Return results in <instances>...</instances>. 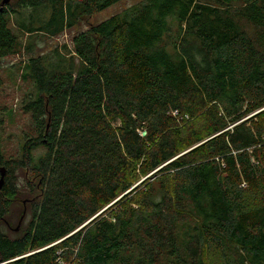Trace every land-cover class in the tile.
Segmentation results:
<instances>
[{
    "label": "trees",
    "instance_id": "obj_1",
    "mask_svg": "<svg viewBox=\"0 0 264 264\" xmlns=\"http://www.w3.org/2000/svg\"><path fill=\"white\" fill-rule=\"evenodd\" d=\"M121 1L0 0L32 85L0 264H264V0H142L40 45Z\"/></svg>",
    "mask_w": 264,
    "mask_h": 264
},
{
    "label": "rangeland",
    "instance_id": "obj_2",
    "mask_svg": "<svg viewBox=\"0 0 264 264\" xmlns=\"http://www.w3.org/2000/svg\"><path fill=\"white\" fill-rule=\"evenodd\" d=\"M141 1L142 0H123L93 17L87 18L78 27H76V29L72 31H66L59 37L45 39V41L40 45L44 49H50L56 45L61 46L64 43H67L71 46L73 36L79 31L86 30L91 25L98 24L103 20L113 16L114 14H117ZM20 59L22 58L18 55L4 58L0 61V73L4 80V84L0 89V131L2 135L1 144L3 143L4 145L6 157H14L17 155L20 145H22L26 140V134L32 133L31 117L22 110L23 99L31 92L32 85L31 82H23L20 76H18L17 66L15 65H17ZM10 110H14L12 117L8 115ZM39 151L41 152L40 154H43L45 152V148L41 147ZM19 181L20 188L24 187V184L27 185L26 189L21 188L25 194H20V198L18 200L15 198L16 196L11 198L8 200L9 204H7L11 213L10 222L15 229L18 228L17 226L19 225L20 216L18 217V212L22 210L21 204L23 206L24 202L26 206L25 200L30 198L28 195L26 197V194L31 193V188L24 175L19 174ZM26 218V221H28L29 216H26Z\"/></svg>",
    "mask_w": 264,
    "mask_h": 264
},
{
    "label": "water",
    "instance_id": "obj_3",
    "mask_svg": "<svg viewBox=\"0 0 264 264\" xmlns=\"http://www.w3.org/2000/svg\"><path fill=\"white\" fill-rule=\"evenodd\" d=\"M11 0H3V3H2V6H6ZM2 10V9H1ZM0 166H1V163H0ZM0 173H1V177H0V191L1 189L3 188L4 186V183H5V176H6V173H7V170L4 166H1L0 167ZM104 211V210H103ZM102 212V211H101ZM100 212V213H101ZM99 213V214H100ZM98 214V215H99ZM96 217V216H95Z\"/></svg>",
    "mask_w": 264,
    "mask_h": 264
}]
</instances>
